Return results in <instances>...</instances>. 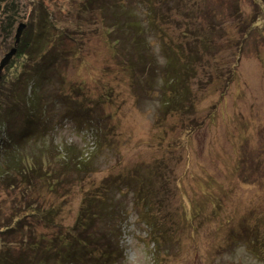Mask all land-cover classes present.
<instances>
[{"label":"rangeland","instance_id":"374dc122","mask_svg":"<svg viewBox=\"0 0 264 264\" xmlns=\"http://www.w3.org/2000/svg\"><path fill=\"white\" fill-rule=\"evenodd\" d=\"M86 1L15 0L11 34L0 29V61L18 25L29 22L25 42L36 41L44 53L27 49L26 74L17 61L3 83L0 77V168L10 154L44 165L69 153L75 165L88 160L92 169L65 173L55 193L43 179L45 187L0 185V249L5 242L29 244V230L44 242L73 235L69 227L85 196L100 197L97 189L110 182L109 197H127L122 223L109 234L120 251L113 264H264V246L254 255L252 244L242 247L238 239L258 219L264 223V0H94L90 8ZM118 5L145 32L141 42L126 37L119 47L122 35L109 34ZM175 45L184 50L170 67L165 48ZM132 46L137 54L129 53ZM122 54L138 64L139 84L119 63ZM166 67L184 83L185 98L173 100L170 112L163 108L171 105L162 95L169 96ZM32 115H39L38 124ZM139 194L147 206L142 200L135 206ZM18 201L50 214L52 223L60 219L59 227L44 231L48 221L37 222L28 208L15 222ZM149 212L166 228L157 229L161 237L146 227ZM93 225L99 234L107 220L96 217ZM87 245L73 246L77 260L66 264H96ZM49 260L44 264H60L59 257Z\"/></svg>","mask_w":264,"mask_h":264},{"label":"trees","instance_id":"16d2710c","mask_svg":"<svg viewBox=\"0 0 264 264\" xmlns=\"http://www.w3.org/2000/svg\"><path fill=\"white\" fill-rule=\"evenodd\" d=\"M93 4H94V0H87L85 2L86 7H89V8L92 7ZM103 8L104 10H106L105 3H103ZM16 10H17V2H15V0H0V29H2V31L4 32H8L7 36L11 34V30L13 29L16 23V15H15ZM109 16L111 17V15ZM112 16H116L117 19H113L111 17L112 24H110L109 28H112V30L109 34H118V35L121 34L122 35L124 42H120L117 39L115 40L116 44L119 47H123L125 45L126 37L129 40L138 39L141 42V37H143L145 32L139 28H138L139 30H137L135 24H133L128 19V15L121 14L120 5H118V10L114 8ZM126 24L131 25L132 31L129 32L122 28V26ZM21 25L23 26V29L24 28L27 29V32L23 35L22 34L23 29H22L21 34H20V39L17 44H15V37H14L13 45L8 49L6 54H8L10 50L13 48L16 49V52L11 58V60L9 61V64L1 72V75H0V77L2 76L1 83L4 82L3 77L5 75V70L8 71L9 69L7 70V68L13 67L12 64H14V62L21 61L22 65L19 66V68H22V70H23V65L25 63L28 64V60L30 58L28 57L29 53L26 51L27 49H33L35 52H38L40 54L43 53V51H40L36 41L35 43L25 42L28 31H30L32 24L30 22L28 23V26H25L24 24H19L17 27V30L19 29ZM52 27H54V24H49L48 28L51 29ZM124 33L126 34L124 35ZM24 36H25V39H24ZM138 49L140 48H136V47L134 48L132 46V49L129 50V53L131 55L135 53L137 54ZM180 49L184 50L182 47H179L178 45H175L174 49L170 46H167L165 48V53H166L165 62L169 64L168 66L170 67L173 66L172 61L174 57L177 56V51L182 54V51ZM190 50L191 52H193V48ZM43 55L44 53L42 54V56ZM193 57H195L194 53H193ZM175 60L179 61L176 58ZM119 63H121L123 69L125 68L128 75L129 76L131 75L134 78L133 82L135 84H139V78L137 76L138 64L137 63L134 64L133 60H131L128 56H125L123 54H122V57L119 59ZM185 72L188 73L187 67H185L184 73ZM161 73H162V70H161ZM164 73H165L164 76L165 75L168 76V79L166 80L167 82L165 83L167 87H168V81H169V96L166 98L165 97L166 92L162 91V95L164 93V98L166 99V103H164V105H166L168 102L171 103V105L165 106L163 108L165 109L166 112H170L171 108H173L175 105L174 103H172L173 100H178L179 103H181L182 100L185 98L184 93L183 94L180 93L181 88L182 89L184 88V83H183V78L176 75L175 76L176 80L178 77L179 82L176 81L173 84L175 77H174V74L171 73V70L168 67H166V70ZM22 74H26V72L23 70ZM20 76L16 77L17 80L20 79L19 78ZM24 79H25V76H24ZM158 80L160 79H157L155 75V80L153 83H157ZM29 112L31 113L32 111L29 110ZM179 112H181V108ZM37 117H39V115L33 116L32 119L30 120H32L33 122L34 119H36L35 123L38 124ZM194 127L193 129H195ZM28 131L32 132L31 130H28ZM66 155H69V153L59 155L56 158H51V160H46L47 162L46 164H44L45 165L44 166L41 163H38V164L31 163V161L27 160V158L29 157L22 158L21 156H15V155L10 154V156H8L5 160V165H6L5 169L2 170V168H0V185L4 186V188L7 190H17V189H21V188H18V186L22 184L26 189H28L30 184H31V188H35L36 186L45 187V185L43 184V180H44V182L48 186V191L51 193H55L60 186L61 177L65 173L75 171L78 174L79 173L82 174V173H85L87 170H92L89 167L87 168L86 163L88 162V160H85L82 162V168H81L75 165V162L71 156H66ZM16 158H22V160H19ZM77 164L81 165L78 162ZM56 165L59 167V171L57 170L54 173H51V169L56 167ZM138 169L139 171H141L140 168ZM60 171L63 174L60 175ZM33 179L37 180L38 182L37 185L33 183L34 182ZM110 186H111L110 182H105L102 185H100V187L96 191V192H101L100 197L94 196L95 193L85 196L84 205L82 206V209L80 210V213L78 214V218H76L74 221L76 225L69 227V231H75V233L79 232V234L77 235L80 237L82 236L83 240L75 238L74 237L75 233H74L73 235L63 236L59 238L51 236L50 237L51 239H48L47 241L44 242L45 238L43 236H40L38 240L35 238H32V233L34 231L29 230L31 233L28 236V238L26 237L27 239H25V241L28 242L29 244L24 245L23 243H20L21 240L14 242V243H17L15 247L11 246L12 243H9L8 245V243L5 242L3 244L4 246L0 249V264H44L50 261L49 258L54 259L56 257H59L60 261L59 260L58 261L60 264H66L68 262L72 263V261L77 260V257L75 255H72L69 250L72 249V247L76 246L77 244H80V245L89 244L87 246H91L95 250L93 251L92 256H95L96 264H113L116 261V259L119 257L120 251H119L118 243L116 241L112 242L111 238L109 237V234L116 230V222L123 220V216L125 214V207L127 203L126 201L127 197L124 194L125 197H123V200L119 202L114 201L105 192V189ZM22 190H24V188H22ZM120 191L122 192V190ZM95 197H98L99 199ZM208 197L210 199H214L212 195H208ZM136 198L137 200L136 202H134L135 206H137L140 203L138 202V200H142L140 197V194L137 195ZM153 199L155 200L152 201V203L153 202L156 203L157 201H159V199L154 194V192H152V200ZM141 202L144 203V200H142ZM144 204L146 206L148 205L146 201ZM34 207L35 206L31 207L27 203L25 207H22V205L19 203L17 207L18 210L16 209L15 217H13L15 219V222H18L19 218L17 217H19V215L25 210V208H28L31 210V214H29L28 216L30 215L34 216L37 222L42 221L43 218H45L48 221V222L46 221L48 224L43 227L44 231L49 227H59L58 222H61L60 219L58 220V222L52 223L53 217L50 214L46 218L45 211H41L39 208H34ZM151 207H153V205ZM58 209L59 208H57L56 210V214L60 212V210ZM51 210H54V208L50 207L49 210L46 211V214L50 212ZM145 210H150V208H147ZM257 211H258V207H256L255 217L257 216ZM166 215L167 213L165 212L164 218L166 217ZM102 216L105 217V220H107V225L105 226L106 227L105 229L104 228L101 229L99 234H97L96 231L94 230L93 221L96 220V217L98 218ZM155 217L156 216L152 212H149L147 214L146 223L148 225L146 227L151 228V229L153 228L154 233L158 235L157 237H161V235L157 232V229H160L162 232H164L166 228L162 224L161 221L157 220L155 222L154 221ZM240 221H241L239 223L240 226L245 225L242 228L248 226L246 222H244V220L241 219ZM14 224L15 223L13 222L10 225H14ZM261 226H264V223H261L260 220L258 219L257 223L255 222L249 228L243 229V231L240 232L239 238H238V239H241V241L243 242L242 247H244L245 245L249 243L252 244L247 247H249L250 253L252 252L254 255H257L260 252L261 246H264V232L262 231L264 230V228L260 229ZM3 229L1 227L0 233L3 232ZM71 237L72 239L69 240ZM35 240H37V243L39 245L34 244ZM104 240H107V241L104 242ZM31 242L34 245L33 244L31 245ZM58 247H60L59 250H57ZM54 248H55V251L51 253L50 256H48V251ZM30 257H31V261L27 262L29 261L28 259Z\"/></svg>","mask_w":264,"mask_h":264},{"label":"water","instance_id":"95a60500","mask_svg":"<svg viewBox=\"0 0 264 264\" xmlns=\"http://www.w3.org/2000/svg\"><path fill=\"white\" fill-rule=\"evenodd\" d=\"M22 29H23V26L21 25L16 32L15 44H17L19 42ZM15 52H16L15 48L11 49L10 52L8 54L4 55V57L0 61V75H1L2 70L9 64V61L11 60V58L13 57Z\"/></svg>","mask_w":264,"mask_h":264},{"label":"bare ground","instance_id":"6f19581e","mask_svg":"<svg viewBox=\"0 0 264 264\" xmlns=\"http://www.w3.org/2000/svg\"><path fill=\"white\" fill-rule=\"evenodd\" d=\"M119 223H120V225H121L122 221H119Z\"/></svg>","mask_w":264,"mask_h":264}]
</instances>
